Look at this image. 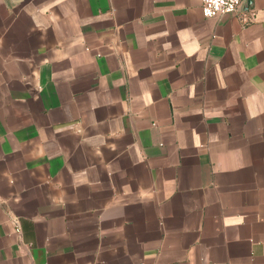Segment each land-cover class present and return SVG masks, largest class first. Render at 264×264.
Listing matches in <instances>:
<instances>
[{
	"label": "crops",
	"instance_id": "obj_1",
	"mask_svg": "<svg viewBox=\"0 0 264 264\" xmlns=\"http://www.w3.org/2000/svg\"><path fill=\"white\" fill-rule=\"evenodd\" d=\"M0 0V264H264V0Z\"/></svg>",
	"mask_w": 264,
	"mask_h": 264
},
{
	"label": "built area",
	"instance_id": "obj_2",
	"mask_svg": "<svg viewBox=\"0 0 264 264\" xmlns=\"http://www.w3.org/2000/svg\"><path fill=\"white\" fill-rule=\"evenodd\" d=\"M203 15L206 18L218 14L235 13L244 0H201Z\"/></svg>",
	"mask_w": 264,
	"mask_h": 264
},
{
	"label": "water",
	"instance_id": "obj_3",
	"mask_svg": "<svg viewBox=\"0 0 264 264\" xmlns=\"http://www.w3.org/2000/svg\"><path fill=\"white\" fill-rule=\"evenodd\" d=\"M252 3V0H244L241 4H240V6L238 7V9L239 8H241L243 5H247L248 6V9L251 7V4Z\"/></svg>",
	"mask_w": 264,
	"mask_h": 264
}]
</instances>
